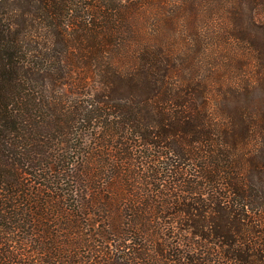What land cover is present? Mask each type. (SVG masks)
<instances>
[{
	"label": "trees",
	"instance_id": "1",
	"mask_svg": "<svg viewBox=\"0 0 264 264\" xmlns=\"http://www.w3.org/2000/svg\"><path fill=\"white\" fill-rule=\"evenodd\" d=\"M0 264H264V0H0Z\"/></svg>",
	"mask_w": 264,
	"mask_h": 264
}]
</instances>
